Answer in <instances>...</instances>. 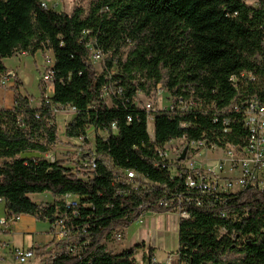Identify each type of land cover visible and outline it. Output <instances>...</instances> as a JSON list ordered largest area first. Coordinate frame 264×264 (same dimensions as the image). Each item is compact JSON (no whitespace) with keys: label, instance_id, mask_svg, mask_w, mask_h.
Listing matches in <instances>:
<instances>
[{"label":"trees","instance_id":"obj_1","mask_svg":"<svg viewBox=\"0 0 264 264\" xmlns=\"http://www.w3.org/2000/svg\"><path fill=\"white\" fill-rule=\"evenodd\" d=\"M93 49L106 55L102 75L90 60ZM49 50L55 55L51 98L42 91L41 104L34 107L14 74L15 104L0 108V201L8 218L29 214L53 222L63 209L61 196L80 197L74 226L84 244L81 254L59 252L45 264H137L144 243L112 253L105 241L144 212L169 209H139L142 199L117 181L114 168L144 174L159 184L155 193L161 196L163 188L177 183L158 154L172 139L187 135L208 145L246 143L243 115L229 106L252 96L264 102V0H92L87 11L77 6L71 13L41 0H0V86L9 72L5 58ZM163 81L174 98H194L197 107L147 112L135 105L138 92L150 95ZM110 84L122 89L111 106L103 98ZM53 105L75 109L65 128L71 141L94 127L93 178L42 156L58 141ZM148 116L155 119L154 138ZM35 152L41 155H25ZM47 191L55 198L51 203L38 204L29 196ZM191 211L178 224L179 264H264V191L249 187L216 208ZM153 258L149 247L144 264H160Z\"/></svg>","mask_w":264,"mask_h":264},{"label":"built area","instance_id":"obj_2","mask_svg":"<svg viewBox=\"0 0 264 264\" xmlns=\"http://www.w3.org/2000/svg\"><path fill=\"white\" fill-rule=\"evenodd\" d=\"M245 1L249 4H257L258 2V0ZM43 4L46 5L45 3ZM87 32L88 31L84 32V35ZM105 59L106 55L101 50H92L90 60L96 65V72L98 75L104 73ZM54 64L53 61L51 68L43 70V81L47 83L54 82ZM232 79L236 81V77H232ZM163 92L169 95V102L161 109H155L154 106L150 104L146 107H142L138 104L139 94L149 97V95L144 92L137 93L134 103L138 108L144 109L147 112L167 109L172 111H187L197 107V102L194 98L186 101L181 96L174 98L166 88L165 81L158 82L151 90V94L156 93L158 96ZM121 94L122 89L119 86L117 87V85L114 86L110 84V86H105L103 88V98L109 106L112 105L113 96H120ZM46 97L51 98L50 96ZM56 107L65 108L61 105H53L54 113L56 112ZM229 108L243 115V125L248 131L246 143L243 145L227 146H218L216 144L208 145L205 140H189L187 135L172 139L163 147L158 148V154L163 161L161 166L169 171L170 178L177 181V183L172 188H163V194L161 196H156L155 193V187L159 186V184L154 183L144 174L132 169L114 168L117 174V181L122 180L129 186L130 191L133 190L139 198L142 199L137 206L139 209L149 205L168 208L169 211L166 213L172 212L176 214L179 224L180 220L189 219L191 217V210L194 207L216 208L225 202L228 195L245 191L249 187L264 191V102H260L257 96H252L242 104H238L235 101ZM73 110L74 113H76L75 109ZM128 119L131 120L130 117ZM151 119L154 120L153 132L155 133V119L153 116H148V127L149 120ZM213 119L214 122L217 121V118ZM94 130L92 126L87 127L85 131L72 139L74 146L79 151L76 152V158L79 164L73 168V171L84 179L93 178L97 169L98 156L95 152L91 151L95 145V141L93 144L88 145L90 131ZM149 134L151 133L149 132ZM173 142L183 146L181 150L182 153L177 161H172L170 152L167 148V146ZM202 151L210 152V154L219 153V155L208 157L203 163L198 164L195 155L197 152ZM188 152L194 153H191L189 156ZM184 153L185 155L182 157ZM56 160L59 159L53 156L49 161L54 162ZM61 163L68 166L63 162ZM157 166H159V164H157ZM59 200L62 202L63 209L60 208L57 210L55 220L51 222V233L57 245V251L54 253L53 257H56L59 252H65L68 255L76 256L81 254L84 246V244H78L75 240H72V238L77 235L74 221L81 215L80 197L74 194H65L61 196ZM146 213L148 212H144L143 216ZM156 214L161 215V213ZM222 215L225 216L226 214L223 213ZM6 223L7 221L5 220L2 222L4 226ZM84 229L85 228H83L82 232H85ZM123 235V228H119L112 232L110 238L121 240ZM3 245H5V243L0 240V248ZM12 254L18 264H27L35 257L36 252L33 248H14ZM168 257L169 258L164 262H159L154 257L153 262L160 264H179L178 254L175 255V257Z\"/></svg>","mask_w":264,"mask_h":264},{"label":"rangeland","instance_id":"obj_3","mask_svg":"<svg viewBox=\"0 0 264 264\" xmlns=\"http://www.w3.org/2000/svg\"><path fill=\"white\" fill-rule=\"evenodd\" d=\"M45 3L49 8L56 9L57 11H65L67 13H71L73 9L77 6H81L85 8L87 11L91 4L92 0H41ZM42 52L37 51L35 54H30L28 52H18L16 55L12 57L5 58L4 64L8 68V76L7 78H3V87L7 88L8 85L11 84L13 86L15 84L13 75L19 77V79L23 83V87H21V92L23 94L30 95L31 104L35 107L41 104V96L42 91H45L46 96H50L51 91H49V84L46 81L42 80V72L44 69H49L52 67L54 57L52 51L50 52ZM95 70L96 65L93 64ZM1 87V86H0ZM169 95L166 92H163L161 95H156V93H152L149 97H146L143 94H139L138 104L142 107H146L148 104L154 106L155 109H161L169 102ZM15 100V98H14ZM12 102H7L4 99L5 108H8ZM15 104V101H14ZM2 106V105H1ZM0 106V108H2ZM14 106V105H13ZM9 109V108H8ZM56 125L58 129V141L52 146L51 150L42 155L44 158H51L54 156L56 159H59L61 162L68 165V167L74 168L78 166L77 162V154L79 152L77 148L74 146L73 142L65 137V128L72 116L74 115V110L71 107L60 108L56 107ZM151 122V123H150ZM153 129V130H152ZM152 131V132H151ZM154 120H149V132L150 136L154 137ZM101 135H106L103 132H99ZM96 133L94 131H90L88 145L94 143ZM170 157L172 161H177L179 156L181 155V150L183 148L182 145H178L176 142H173L167 146ZM84 151V150H83ZM191 153L188 152L189 156ZM34 153L25 154L26 156H31ZM36 155H41L39 153H35ZM219 155L210 154V152H197L195 158L198 160V164L203 163L206 158L214 157ZM47 156V157H45ZM53 195L50 192L38 193L37 195L31 197L34 202L38 200H53ZM151 214V213H150ZM148 216V215H147ZM147 216H145L147 218ZM161 217L164 218L163 226H159L158 221L154 220L152 225L149 226L147 223L138 224L139 222L135 221L129 227L127 232L123 235L121 240H116V238H109L105 241V245L108 251L112 253H116L121 251L124 248H130L135 245L136 242L139 241V235L141 231H146V233L150 234V239L153 241L155 248L154 253L156 255V259L159 262L166 261L168 256L177 255L179 250V231L178 228L174 229L176 223H178V217L174 213L161 214ZM175 223V224H174ZM178 226V224H177ZM76 243L79 244V236L78 234L72 238ZM147 252V249H139L136 253V261L137 264H144L143 256L144 253ZM155 257V256H154Z\"/></svg>","mask_w":264,"mask_h":264},{"label":"crops","instance_id":"obj_4","mask_svg":"<svg viewBox=\"0 0 264 264\" xmlns=\"http://www.w3.org/2000/svg\"><path fill=\"white\" fill-rule=\"evenodd\" d=\"M51 52V51H50ZM54 63H55V55L54 52ZM49 84V91H51L50 97L54 93V85L53 83ZM11 84L8 85L7 88L0 87V106L5 108L4 99L7 102H12L8 108H12L14 105V91L11 89ZM38 105L37 107H39ZM35 107V106H34ZM75 114V113H74ZM74 115L72 116V118ZM71 118V119H72ZM38 153V152H35ZM34 153V154H35ZM33 154V155H34ZM37 194H30V197H33ZM53 200H38L36 203H46L53 202ZM151 213V212H150ZM146 213L142 216L137 222L138 224L147 223V225L151 226L153 221H158L159 226H163L164 218L161 215L156 213ZM168 214V213H163ZM148 215V216H147ZM147 216V218L145 217ZM7 221L6 225L2 224L3 221ZM175 224V223H174ZM178 223L175 224L174 229H176ZM128 228H124V234L127 232ZM139 241L135 243L140 244L144 243L145 247L143 249H148L149 247L155 248V245L152 239H150V234L146 233V231H141L139 235ZM0 240L5 243L0 248V264H18L15 260L12 251L14 248H33L36 252L35 257L28 262L27 264H45L49 259L54 258L53 255L57 251V245L53 240V236L51 233V222L49 220L42 221L37 219L36 217L23 214L17 218H8L5 204L0 201ZM127 249V248H124ZM123 250V249H122ZM156 258V255L154 253Z\"/></svg>","mask_w":264,"mask_h":264},{"label":"water","instance_id":"obj_5","mask_svg":"<svg viewBox=\"0 0 264 264\" xmlns=\"http://www.w3.org/2000/svg\"><path fill=\"white\" fill-rule=\"evenodd\" d=\"M185 153L182 155V157H184Z\"/></svg>","mask_w":264,"mask_h":264},{"label":"bare ground","instance_id":"obj_6","mask_svg":"<svg viewBox=\"0 0 264 264\" xmlns=\"http://www.w3.org/2000/svg\"><path fill=\"white\" fill-rule=\"evenodd\" d=\"M151 123V122H150ZM148 130H149V127H148ZM153 130V129H152ZM152 132V131H151Z\"/></svg>","mask_w":264,"mask_h":264}]
</instances>
